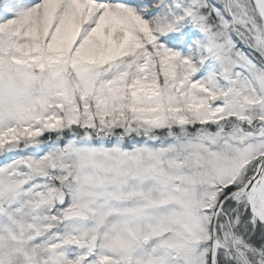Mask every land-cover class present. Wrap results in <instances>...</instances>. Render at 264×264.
I'll use <instances>...</instances> for the list:
<instances>
[{"label":"snow or ice","instance_id":"obj_1","mask_svg":"<svg viewBox=\"0 0 264 264\" xmlns=\"http://www.w3.org/2000/svg\"><path fill=\"white\" fill-rule=\"evenodd\" d=\"M0 264H264V0H0Z\"/></svg>","mask_w":264,"mask_h":264},{"label":"rangeland","instance_id":"obj_2","mask_svg":"<svg viewBox=\"0 0 264 264\" xmlns=\"http://www.w3.org/2000/svg\"><path fill=\"white\" fill-rule=\"evenodd\" d=\"M160 41L165 44L166 47H170V45L167 43L165 37H160ZM174 50H180V49H174Z\"/></svg>","mask_w":264,"mask_h":264}]
</instances>
